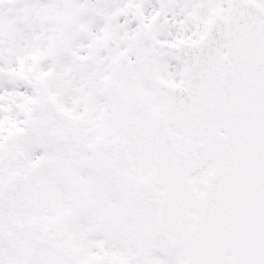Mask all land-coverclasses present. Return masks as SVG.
<instances>
[{"label": "snow or ice", "instance_id": "obj_1", "mask_svg": "<svg viewBox=\"0 0 264 264\" xmlns=\"http://www.w3.org/2000/svg\"><path fill=\"white\" fill-rule=\"evenodd\" d=\"M0 264H264V0H0Z\"/></svg>", "mask_w": 264, "mask_h": 264}]
</instances>
